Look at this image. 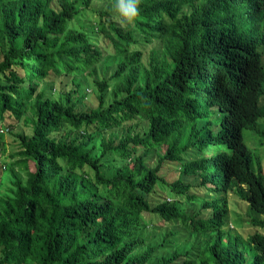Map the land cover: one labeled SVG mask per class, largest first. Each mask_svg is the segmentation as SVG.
I'll list each match as a JSON object with an SVG mask.
<instances>
[{"label":"trees","instance_id":"16d2710c","mask_svg":"<svg viewBox=\"0 0 264 264\" xmlns=\"http://www.w3.org/2000/svg\"><path fill=\"white\" fill-rule=\"evenodd\" d=\"M114 3L0 0V158L5 131H32L0 195V264H264L244 138L264 137V0H142L131 25ZM86 84L97 107H79ZM232 194L256 213L247 237Z\"/></svg>","mask_w":264,"mask_h":264},{"label":"rangeland","instance_id":"374dc122","mask_svg":"<svg viewBox=\"0 0 264 264\" xmlns=\"http://www.w3.org/2000/svg\"><path fill=\"white\" fill-rule=\"evenodd\" d=\"M1 47V45H0ZM111 72L108 74L110 75ZM65 79L66 78H62ZM60 81L58 80L57 86L54 92V97H60L61 92L59 89ZM68 87H65V89H70L72 86L71 82H67ZM87 94H85L84 102H82L79 107L80 108H91V107H97L98 100L96 97L95 89L86 84L84 88L82 89ZM62 97H65L62 95ZM259 128L264 129V120L258 125ZM5 128V127H4ZM11 131H5L4 132V142L6 147V152L2 157L0 158V195L9 194L10 189L13 187L12 185V173L9 170V166L11 163L14 162L16 158H14V154L18 151L20 148V143L18 141V137H16V134L18 133H24V134H31V124H26L24 121H20L15 124L14 128H11ZM244 138L247 146L252 149L257 156H260L262 165L264 166V137L255 130L246 129L244 130ZM217 147L209 148L208 152L212 153ZM15 171L19 175H23L18 169L16 168ZM163 174L166 176V178L169 181H174L179 174V170L176 164L171 162H166L164 165V169L162 170ZM167 200L172 199V196H167ZM193 208L196 211H201L200 203L197 202L193 205ZM210 212L208 210H202V216L209 215ZM256 213L251 209V207L243 202L241 199L238 198L235 194H232L230 196V212H229V223L228 227L233 230L234 232L242 235L243 237H247L249 234L253 233L256 228L252 226L251 223V215H255ZM172 223H169L170 226ZM174 226V225H172ZM159 238H154L153 241H160L161 235H158ZM206 237L202 236L199 237L197 240H194V237L191 238L192 242H195V245H197V251H199V247L204 246L206 244ZM203 248V247H202Z\"/></svg>","mask_w":264,"mask_h":264},{"label":"clouds","instance_id":"9594fccd","mask_svg":"<svg viewBox=\"0 0 264 264\" xmlns=\"http://www.w3.org/2000/svg\"><path fill=\"white\" fill-rule=\"evenodd\" d=\"M142 0H115L113 8L120 17L121 24H134L139 16Z\"/></svg>","mask_w":264,"mask_h":264},{"label":"bare ground","instance_id":"6f19581e","mask_svg":"<svg viewBox=\"0 0 264 264\" xmlns=\"http://www.w3.org/2000/svg\"><path fill=\"white\" fill-rule=\"evenodd\" d=\"M192 6H193V4H192ZM252 12H253V11H252ZM259 15H260V14H259ZM258 18H259V17H258ZM258 18H257V19H258ZM260 19H261V18H260ZM195 35H196V34H195ZM221 94H222V93H221ZM216 102H217V101H216ZM260 135H261V134H260ZM262 136H263V134H262ZM247 197H248V196H247ZM251 201H252V200H251Z\"/></svg>","mask_w":264,"mask_h":264}]
</instances>
